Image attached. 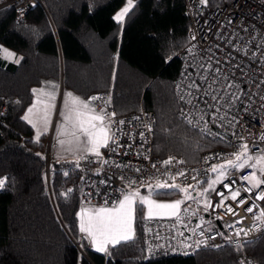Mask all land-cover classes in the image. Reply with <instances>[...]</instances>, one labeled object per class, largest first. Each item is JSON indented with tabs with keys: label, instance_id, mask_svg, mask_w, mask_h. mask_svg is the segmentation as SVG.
Returning <instances> with one entry per match:
<instances>
[{
	"label": "trees",
	"instance_id": "16d2710c",
	"mask_svg": "<svg viewBox=\"0 0 264 264\" xmlns=\"http://www.w3.org/2000/svg\"><path fill=\"white\" fill-rule=\"evenodd\" d=\"M40 1L20 20L12 8L0 9V46L17 56L0 55V105L7 108L0 116V264H236L239 250L229 246L147 256L139 215L134 238L107 252L90 248L79 234L78 165L51 164L47 186L46 137L35 138L23 119L37 89L55 96L61 85L83 99L107 92L117 114L152 111L156 157L195 163L223 146L179 115L174 81L177 52L187 43L184 0H132L121 33L114 13L125 0ZM243 250L264 264V231Z\"/></svg>",
	"mask_w": 264,
	"mask_h": 264
},
{
	"label": "built area",
	"instance_id": "2783aa9c",
	"mask_svg": "<svg viewBox=\"0 0 264 264\" xmlns=\"http://www.w3.org/2000/svg\"><path fill=\"white\" fill-rule=\"evenodd\" d=\"M36 4L41 1L0 0V9L12 8L20 20ZM184 14L187 43L177 52L180 66L174 81L179 115L200 133L225 144L203 151L195 163L174 155L156 157L152 111L140 107L117 114L107 92L92 94L88 100L107 121L109 139L102 154L84 155L78 164L80 207L116 205L125 182L193 183L205 178L214 163L233 158L243 143L252 157L264 150V0H184ZM6 111V105H0V116ZM49 145L48 139L47 186L53 173ZM254 175L250 164L227 173L207 194V207L191 199L173 216H142L145 254L188 255L229 246L239 250L236 264H257L243 250L264 231V199L258 198L264 196V173L255 181ZM220 201L222 207L217 206Z\"/></svg>",
	"mask_w": 264,
	"mask_h": 264
},
{
	"label": "rangeland",
	"instance_id": "374dc122",
	"mask_svg": "<svg viewBox=\"0 0 264 264\" xmlns=\"http://www.w3.org/2000/svg\"><path fill=\"white\" fill-rule=\"evenodd\" d=\"M132 3L133 1L131 0V5ZM125 7H128V0H125L124 3L115 11L114 19L117 16V14L121 12ZM130 7H128V9ZM124 18L125 15L121 20H119L120 33L123 26ZM0 48L7 49L6 47L3 46H0ZM7 50L9 52H12L9 49ZM0 55L4 57L3 54ZM6 59L14 61L17 60V56L14 53V56L12 58H6ZM69 93H71V96L68 95ZM53 101H54L53 90H48L46 88L45 89L39 88L34 93L32 103L24 110L23 113V116L24 117L27 116L28 117L27 120L33 126L34 137L38 136L45 130L49 120L51 119V125H49L46 131L47 134H45L46 142L48 141V139L49 141L51 140V142L53 141L52 131L57 130L60 127L59 124L62 121L64 114L66 115L68 114V112L69 113L71 112L72 115L77 114L81 110V108L78 107L77 104L80 103V101H86V100L74 95L72 92H70L67 89L62 90L61 88L60 91L59 90L57 91L54 108L52 109ZM29 108L32 109L31 112L28 111ZM50 111H52V114L50 113ZM89 132L95 134V138L97 142H99L100 140V136L102 134L101 131L92 128H90L88 131H84L83 135L81 136V138L87 140V143L82 142L84 146L79 142L81 141L80 140L81 138L78 139L77 137V140H73V144L77 146V150L81 151V153L78 154L79 157H81L82 154H84L90 146L91 148H93V145L89 143V139H90L88 135ZM67 141H71V140H69V138H64V140H61L59 142V146L62 148L64 146V143ZM245 145L248 148V144L243 143L242 147L235 153L233 158L214 163L210 167L208 171V175L205 178L199 179L190 184H178L170 180L153 181L144 185H133L125 182L123 183L122 186V191H123L122 195L116 205L79 207L77 211L78 220L80 224L82 219L85 223H87L89 218L90 217L94 218L97 215L98 210L101 208L119 209L120 202L124 200V197L126 195L135 193L136 195L132 196L133 203H132V213H131V223H130L131 231L129 232L130 235L129 239H131L135 237L134 218L136 215H139L141 217L142 216L169 217L177 213L181 208V206L186 201L188 202L192 198H196L197 200L200 199L199 201L204 206H206L208 204L207 194L215 187V185L219 181H221L227 175L228 171L238 168V166L242 165V163L245 162L246 158L248 159V157H252L248 153L247 148L246 149L244 148ZM51 151H52V147L50 146V152ZM253 157H254V164L256 165V169H255L256 175H258L260 172L264 173V150L260 151L259 153H256L255 155H253ZM229 160L232 161V165L228 164ZM221 166H223V168H221ZM49 167L52 168L51 165H49ZM214 167L216 168V171H213ZM221 172L223 174H221ZM256 175H254V181L256 180ZM203 192L206 193L205 198L202 197ZM177 200L181 201L177 209L156 207L157 205L173 204ZM149 208L152 209L151 215L149 214ZM84 236L86 237L87 241L90 244L98 247V244H94L91 242V238L88 237L87 233H84ZM96 239L99 241L101 238L97 236Z\"/></svg>",
	"mask_w": 264,
	"mask_h": 264
},
{
	"label": "snow or ice",
	"instance_id": "6c2138e0",
	"mask_svg": "<svg viewBox=\"0 0 264 264\" xmlns=\"http://www.w3.org/2000/svg\"><path fill=\"white\" fill-rule=\"evenodd\" d=\"M131 6V0H128V7ZM128 7H125L121 12L117 14L115 19L117 21L121 20L125 13L128 12ZM0 54H3L5 58H12L14 56V53L9 52L7 49L0 48ZM18 62V61H17ZM35 91V90H34ZM71 96V93L68 94ZM93 99H96L93 97ZM81 106L84 108H87L88 105L84 102H80ZM29 112L32 111L31 108L28 109ZM115 115V113H113ZM23 119L27 120L28 117L25 116ZM93 120H99L103 121L104 116L103 115H97L92 117ZM120 123H123L122 121ZM95 127V125H93ZM87 131V130H86ZM89 135V143L93 145L92 150L95 151L100 145L96 141L95 134L92 132L88 133ZM108 139L107 133H104V142L106 144ZM244 148L246 149L247 146L245 145ZM97 155L99 153L97 152ZM229 165H232V161H228ZM223 168V166H221ZM213 171H216V168H213ZM221 174H223L221 172ZM183 175V173H181ZM244 179H248L247 176L244 177ZM4 180H0V185H3ZM231 183V182H230ZM226 187H229L230 185H225ZM259 186V183L256 185ZM136 195L135 193L126 195L124 197V200L120 202L119 209L117 208H101L98 210L97 215L92 218L90 217L87 223L81 220L80 224V231L82 233H87L88 237L91 238V242L94 244H98L97 251H104L107 252V245L112 244L115 246L116 244L120 243L121 240H128L130 238L129 232L131 231L130 223H131V213H132V196ZM223 195V193H221ZM239 195V191L233 193L232 199L236 200L237 196ZM226 198V197H225ZM259 199H264V196H258ZM242 203L243 201H239ZM181 201L177 200L173 204H167V205H157L158 208H172L177 209L180 205ZM218 207L223 206V201L218 202ZM207 207V205H206ZM231 211V209H228ZM248 211H251V209H247ZM152 209L149 208V214L151 215ZM99 236L101 239L98 241L96 238Z\"/></svg>",
	"mask_w": 264,
	"mask_h": 264
},
{
	"label": "crops",
	"instance_id": "0c3cea01",
	"mask_svg": "<svg viewBox=\"0 0 264 264\" xmlns=\"http://www.w3.org/2000/svg\"><path fill=\"white\" fill-rule=\"evenodd\" d=\"M58 90L59 91L61 90V85H59ZM55 100H56V94L54 96L52 109L54 108ZM85 100L86 101H80V102H84L85 104H87L88 105L87 108L82 107L81 104L78 103L77 106L80 107L81 110L75 115H72L71 112L70 113L68 112V114H66V115L64 114V116L62 118V121L59 124L60 127L57 130H53L52 131L53 141L51 142V140H50V145H49L50 165L51 164L53 165V164H56V163H59V162H61V163L68 162L70 164L73 163L75 165H78L80 160H81V158L84 155H97V152L99 153V155L102 154L103 148L105 147V145L107 144L108 139H109V126H108V123H107V121L105 119H103V121L93 120L92 119V117L97 116V115H102V114H101V112L98 109H96L89 102L88 99H85ZM50 113L52 114V111H50ZM83 123H85V124H83ZM49 125H51V119L49 120L45 130L41 134H39L38 136H35V138H38L41 135L47 134L46 131H47ZM93 125H95V127H93ZM85 127H87V128H85ZM90 128L97 129V130L101 131L102 134H101L100 140L98 142L100 146L95 151H93L91 146H90L88 148V150H86V152L84 154H82L81 157H79L78 154L81 153V151L77 150V146L73 144V140H77V137H78V139H80L81 136L83 135V132L86 131V130L88 131ZM105 132L107 133V136H108L106 144L104 142V133ZM33 136H34V133H33ZM45 137H46V135H45ZM64 138H69V140H71V141L65 142L64 146L61 148L59 146V142L61 140H64ZM80 140L81 141H79V142L82 145H83V143H87L86 139L84 140L83 138H81ZM50 146L52 147V151L51 152H50ZM60 149H62V150H60ZM247 164H250L253 167V170L256 169V165L254 164V157H248V159L246 158L245 162L242 163V165L238 166V168H240V167H242L244 165H247ZM238 168H236V169H238ZM231 171H233V170H229L228 173L231 172ZM251 179L254 180V176ZM202 197H204V198L206 197V193L205 192H203ZM192 199H196V198H192ZM199 203H201V202L199 201ZM175 214H173V215H175ZM78 227H79L80 237L84 238L87 241L86 237L84 236V233H82L80 231V222H79V220H78ZM87 243H88L90 248L95 249V250L97 249L96 246H93L88 241H87ZM106 247H108V245Z\"/></svg>",
	"mask_w": 264,
	"mask_h": 264
},
{
	"label": "water",
	"instance_id": "95a60500",
	"mask_svg": "<svg viewBox=\"0 0 264 264\" xmlns=\"http://www.w3.org/2000/svg\"><path fill=\"white\" fill-rule=\"evenodd\" d=\"M217 223H218V225L220 226V223H219V222H217ZM75 244H76V246H78V243L75 242ZM78 248H79V246H78ZM83 255L85 256L84 253H83Z\"/></svg>",
	"mask_w": 264,
	"mask_h": 264
}]
</instances>
